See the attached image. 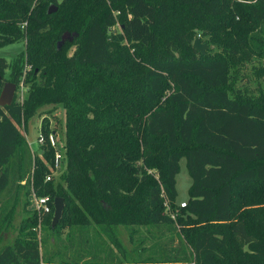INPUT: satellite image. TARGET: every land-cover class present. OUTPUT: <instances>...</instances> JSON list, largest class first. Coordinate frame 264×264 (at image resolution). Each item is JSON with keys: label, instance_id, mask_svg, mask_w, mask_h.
<instances>
[{"label": "trees", "instance_id": "16d2710c", "mask_svg": "<svg viewBox=\"0 0 264 264\" xmlns=\"http://www.w3.org/2000/svg\"><path fill=\"white\" fill-rule=\"evenodd\" d=\"M195 32L220 48L199 53ZM21 39L11 64L0 57V90L26 85L0 107V203L24 180L49 197L44 220L62 199L48 229L68 235L51 260L29 231L0 247V264H119L113 230L138 225L178 227L182 254L161 264H264V0H0V47ZM46 106L63 114L56 183L45 180L53 148L39 146L30 173L19 130ZM48 125L43 115L56 137ZM181 158L191 183L180 207ZM90 223L108 241L102 263L87 257Z\"/></svg>", "mask_w": 264, "mask_h": 264}, {"label": "rangeland", "instance_id": "374dc122", "mask_svg": "<svg viewBox=\"0 0 264 264\" xmlns=\"http://www.w3.org/2000/svg\"><path fill=\"white\" fill-rule=\"evenodd\" d=\"M117 28V26H115ZM118 29V28H117ZM198 38L201 44L205 45V50L208 53H212L220 48L216 43H211L207 40L206 37H200L198 32H195L192 42L195 38ZM191 42V45H192ZM24 48V41L18 40L14 41L8 45L0 47V57H3L4 60L11 64L15 56L21 52ZM208 49V50H207ZM259 61H255L254 58L250 63H246L243 68V75L246 77L252 76L254 72L251 69L250 65H256ZM235 70V69H234ZM237 71V70H235ZM8 71L4 73V77L7 78ZM22 77V76H21ZM252 78H249L245 83H239L238 80L233 82V86L238 87L242 85H247L249 88L254 84L251 81ZM4 82H7L6 80ZM22 83V81H20ZM19 82V83H20ZM14 91L13 100L20 102L26 94V85L22 84V87H19ZM234 88V87H233ZM49 106L45 107L44 113L49 121L48 128H54L56 133V138H60L59 143L60 153H61V162L60 168L64 167L63 164V134L61 128L63 127V114L62 110L59 108L56 109H47ZM40 114L32 115L24 124L23 122L19 125V130L26 147L30 154V173L32 169V164L34 162V156L37 151H39V146L36 143V136L39 132L44 135L40 129L41 117ZM51 133V132H48ZM47 136V135H46ZM179 170L175 175V190H176V203L185 201L188 194V188L191 183L190 177L187 174L185 168V159L181 158L178 162ZM50 179L56 183L59 180V175L53 168H50ZM156 179V175H154ZM16 184L18 187H16ZM14 183V186L10 187L7 191L2 193L1 203H0V215H3V223L0 225V247L11 243L13 240L23 237L25 233L31 231L33 232L36 240L40 242L45 240V244L41 242L40 244V253L42 258L51 256V260H55L53 253L57 251L58 254H63L66 250L65 242L68 235L66 228L61 229L59 232H51L48 229V226L51 223V218L44 220V215L37 209L32 201V188L29 185L24 184V180ZM167 212V211H166ZM53 213V212H52ZM169 214H172L169 212ZM35 217L34 225L31 224L30 220L27 218ZM158 228V227H157ZM153 228L147 225H138V226H118L113 230V235L115 238V243L118 247L116 251V256L119 258V264H161L159 261L163 257V253L168 256L175 254L180 256L181 247L179 236L182 237L181 233L178 231V227L175 225L173 230H165L163 227ZM88 232L90 233L91 239L96 244L95 250L92 249L88 252V260L91 258L93 262L102 263L105 260V255L108 247V241L99 230V228L90 223L88 227ZM178 234V235H177ZM184 240V239H183ZM183 242V241H182ZM182 247L184 249V254L186 255L189 252L188 245L183 242ZM94 250V253H93ZM50 258V257H49ZM87 262L84 259L80 260V264ZM166 264V263H165Z\"/></svg>", "mask_w": 264, "mask_h": 264}, {"label": "built area", "instance_id": "2783aa9c", "mask_svg": "<svg viewBox=\"0 0 264 264\" xmlns=\"http://www.w3.org/2000/svg\"><path fill=\"white\" fill-rule=\"evenodd\" d=\"M19 87H22V83H19ZM47 142L50 147L53 148V157H52V168L54 171L58 172L60 169V160H61V153H60V144L57 142L56 137L53 132L48 133L45 137L41 132H39L36 136V143L38 145H41L42 143ZM49 179V175L45 177V180ZM32 201L34 206L39 209V211L43 214L49 212V197L48 196H36L34 193L32 194ZM178 205L184 206L185 201L178 203ZM166 211L168 210L166 206ZM171 218H173V215L170 214Z\"/></svg>", "mask_w": 264, "mask_h": 264}, {"label": "water", "instance_id": "95a60500", "mask_svg": "<svg viewBox=\"0 0 264 264\" xmlns=\"http://www.w3.org/2000/svg\"><path fill=\"white\" fill-rule=\"evenodd\" d=\"M54 10H55V6L50 5L46 9V13H51ZM192 47L199 53L201 54L204 53L205 45L201 44L197 37L193 40ZM15 89L16 88L13 83L11 82L3 83V86L0 90V107L4 105H9L12 102ZM52 205H53V213H52V218H51V223H50L51 227H53L58 221V219L60 218L62 208H63V201L60 197H55L53 198Z\"/></svg>", "mask_w": 264, "mask_h": 264}]
</instances>
